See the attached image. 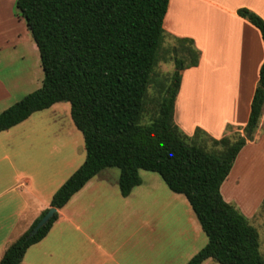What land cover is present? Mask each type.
I'll return each mask as SVG.
<instances>
[{"label":"trees","instance_id":"trees-1","mask_svg":"<svg viewBox=\"0 0 264 264\" xmlns=\"http://www.w3.org/2000/svg\"><path fill=\"white\" fill-rule=\"evenodd\" d=\"M169 0H16V14L34 41L43 73L41 87L0 113V133L34 113L60 103L80 132L85 159L51 198L49 209H62L91 179L105 169L119 171L118 189L127 198L141 185L140 171L156 174L174 194L188 202L206 245L186 264H264L257 230L230 204L220 187L247 141L253 139L264 109V62L259 70L244 137L192 139L173 123L180 72L196 67L199 53L183 48L189 62L175 60V72L163 84L158 110L141 124L144 104L163 41ZM264 44V21L240 9ZM264 208V202H263ZM48 209L4 252L0 264H22L26 251L40 242L57 213L30 237Z\"/></svg>","mask_w":264,"mask_h":264},{"label":"crops","instance_id":"crops-1","mask_svg":"<svg viewBox=\"0 0 264 264\" xmlns=\"http://www.w3.org/2000/svg\"><path fill=\"white\" fill-rule=\"evenodd\" d=\"M15 2L0 0V65L19 63L24 71L22 75H0V113L15 104L16 97L34 92L43 75L38 49L24 20L15 13ZM240 9L264 21V0H169L162 45L168 39L188 46L191 41L199 53L198 65L180 72L173 108V123L189 139L196 130L209 143L236 134L245 136L243 129L264 62V44L260 32L238 16ZM12 129L0 133V260L49 209L54 193L80 167L76 169L58 146L44 149L35 139L29 138L18 150L16 144L7 143ZM261 171L264 109L253 139L241 149L220 187L221 196L241 191L246 183L254 186L255 175ZM96 178L56 210L57 220L47 235L26 251L22 264H186L206 245L197 219H88L97 204L101 216L108 215L110 209L107 193L99 192L103 188L105 192L106 182H101L108 179L101 177L98 182ZM99 197L104 201H96ZM227 197V202L232 200ZM259 202L243 205L251 218L261 206ZM162 231L164 235H160ZM171 232L177 234L183 248L174 249L170 238L167 244L161 240Z\"/></svg>","mask_w":264,"mask_h":264},{"label":"rangeland","instance_id":"rangeland-1","mask_svg":"<svg viewBox=\"0 0 264 264\" xmlns=\"http://www.w3.org/2000/svg\"><path fill=\"white\" fill-rule=\"evenodd\" d=\"M15 13H17L16 10ZM165 39H167L166 35L164 36V40ZM187 47L189 46L180 45L176 41H171L169 39L164 41L161 46L159 61L154 69L145 99L141 124H148L156 116L161 87L163 84L169 83L172 74L175 72V60L183 61L184 65L188 64L189 59L183 49ZM16 69L20 70L17 71ZM23 71L24 69L22 70V66H20L19 63L8 67L0 65V75H2V77L3 75L14 72L18 74L20 72L22 75ZM42 78L43 75L39 81L40 85L33 90L41 87ZM34 81L38 83L36 79ZM21 98L22 97H16L15 102H18ZM9 133L10 135L7 139V143L10 141L12 145L16 144L18 150L25 147V145L29 143L30 138L35 139L37 143H42L44 149L51 150L54 146H58L59 151L69 158V161L74 164L75 168L81 166L84 162L85 151L83 139L80 132L75 129L71 121L70 107L66 103L56 104L53 108L34 113L25 122L13 128ZM204 142L207 144L208 141L205 140ZM36 144H32V146L34 147ZM205 147L207 150H210V143L208 142V145H205ZM118 176L119 171L115 168L105 169L96 176V181L98 182H100L99 178L101 177L108 179L102 180L101 182L102 185L106 182L105 184L107 186L105 187V192H103L104 188L100 189L99 192L101 191V194L107 193L106 198H109L111 202L107 201L108 204H110V209L108 215L101 216L98 213L99 206L97 204L95 208L91 209L90 212L92 215L88 219H162L164 222H166V219H196L185 198L181 195L172 193L156 174L140 171L139 176L142 180V185L135 188L127 198H122L119 195L117 183ZM255 181L256 184L254 186L246 183V185L241 187L243 188L241 191L236 189L234 193H226L232 197V200L229 202L226 201L228 200L226 194L222 197L223 199L225 197L224 201L240 212L247 219L248 223L257 230L260 241V252L264 258V171L256 173ZM224 188L225 187H223V189ZM258 197H262V199L259 200ZM104 199V197H99L96 201L100 202L104 201ZM255 202H259L261 206L257 210V213L251 218L248 215L249 209L244 208L243 205L254 204ZM95 209H97L98 213L96 217V211L94 212ZM133 223L137 224V221ZM171 226L174 227L173 225H170V227ZM160 235H164L163 231ZM201 235L205 245L207 239L202 232ZM169 238L173 241L174 249L183 248L184 244L179 242L177 234L172 232L168 237L162 236L161 240L167 244ZM199 244L200 242L198 245ZM199 248L201 249L202 247ZM168 249L169 248H167V250ZM207 264L216 263L208 261Z\"/></svg>","mask_w":264,"mask_h":264},{"label":"water","instance_id":"water-1","mask_svg":"<svg viewBox=\"0 0 264 264\" xmlns=\"http://www.w3.org/2000/svg\"><path fill=\"white\" fill-rule=\"evenodd\" d=\"M55 213H56V209L54 208L48 209L47 213L39 220L37 225L30 232L29 236L33 237L35 234H37V232L50 221V219L54 216Z\"/></svg>","mask_w":264,"mask_h":264}]
</instances>
